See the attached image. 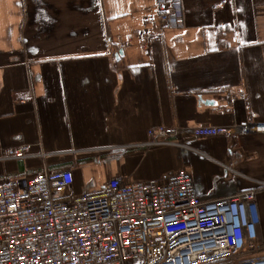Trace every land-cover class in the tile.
Wrapping results in <instances>:
<instances>
[{"label":"crops","instance_id":"obj_1","mask_svg":"<svg viewBox=\"0 0 264 264\" xmlns=\"http://www.w3.org/2000/svg\"><path fill=\"white\" fill-rule=\"evenodd\" d=\"M157 1L169 23L144 47ZM252 123L264 124V0H0V181L67 168L79 194L184 168L204 200L255 192L264 253V133L189 132ZM159 125L183 130V146H146ZM23 145L31 156L4 157Z\"/></svg>","mask_w":264,"mask_h":264},{"label":"built area","instance_id":"obj_2","mask_svg":"<svg viewBox=\"0 0 264 264\" xmlns=\"http://www.w3.org/2000/svg\"><path fill=\"white\" fill-rule=\"evenodd\" d=\"M169 9L157 1L144 17L142 46L158 39L154 29L168 25ZM240 131L264 133V124L189 129L194 136ZM182 133L174 126L152 127L145 145L183 146ZM29 156L26 145L4 155ZM72 180L67 168H43L0 181V264H218L241 255L236 264H264L253 190L204 200L184 168L162 181L114 175L79 194L71 192Z\"/></svg>","mask_w":264,"mask_h":264},{"label":"rangeland","instance_id":"obj_3","mask_svg":"<svg viewBox=\"0 0 264 264\" xmlns=\"http://www.w3.org/2000/svg\"><path fill=\"white\" fill-rule=\"evenodd\" d=\"M243 255H241V256H239V257H235V258H233L232 260H228V261H226V262H222V263H218V264H236V262H237V260L239 259V258H241Z\"/></svg>","mask_w":264,"mask_h":264}]
</instances>
